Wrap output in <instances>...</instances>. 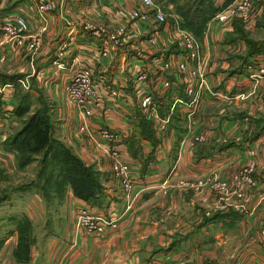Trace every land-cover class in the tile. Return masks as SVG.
Instances as JSON below:
<instances>
[{
  "label": "crops",
  "instance_id": "0c3cea01",
  "mask_svg": "<svg viewBox=\"0 0 264 264\" xmlns=\"http://www.w3.org/2000/svg\"><path fill=\"white\" fill-rule=\"evenodd\" d=\"M49 1L53 9L39 12L35 0H0V25L18 15L27 23V33L40 40L31 54L7 41L0 30V72L30 75L27 93L50 102L53 134L72 145L83 162H93L102 173V189L93 202L66 189L62 205L54 209L36 192L28 199L19 195L21 202L11 201L12 196L0 199V264H165L178 259L190 264H264V246L257 238L264 227V77L254 75L255 58L264 61V52L255 53L264 49V0H249L247 19L234 15L223 22L212 17L206 21L199 41L205 83L191 105L173 104L175 98H187L184 85L159 66L176 52L166 44L173 21L180 19L169 0H154L166 14L159 23L152 18L125 20L124 10H145L139 0ZM236 1L212 4L217 12ZM86 24L106 30L123 25L127 39L117 46L106 41L107 56L96 57L91 50L105 40L84 29ZM153 32L159 42L151 46L147 39ZM73 56L93 64L95 75L119 90L116 98L103 94L88 117L64 91ZM59 62L60 68L55 66ZM138 69L145 72L158 113L168 115L161 134L136 107L131 90ZM162 74L170 82L167 91H161ZM14 105V91L0 100V126L4 118L10 126L0 133L2 139L16 125ZM138 114L150 124L153 145L137 133ZM80 124L85 130H78ZM103 128L122 136L117 149L136 185L134 203L127 210L109 173L108 158L96 146L107 145L99 137ZM250 163L244 173L250 182L239 187L238 199L230 192L235 191L231 176ZM219 181L226 183V195L211 188ZM82 206L114 218L116 228L102 235L76 229L75 213ZM22 217L31 224L32 243L28 259L16 261L11 253L15 225Z\"/></svg>",
  "mask_w": 264,
  "mask_h": 264
},
{
  "label": "built area",
  "instance_id": "2783aa9c",
  "mask_svg": "<svg viewBox=\"0 0 264 264\" xmlns=\"http://www.w3.org/2000/svg\"><path fill=\"white\" fill-rule=\"evenodd\" d=\"M139 1L152 12L151 15L154 22L159 23L165 21L166 14L161 9L160 4L156 3L154 0ZM35 2L36 9L39 12H47L53 9V4L49 0H35ZM250 12L251 3L249 0H237L234 4L226 6L214 13L212 19L223 22L234 15L242 19H247ZM123 16L129 23L143 22L148 18L147 14L141 13L135 8L124 10ZM174 24L166 40L171 38L172 40L168 41L176 42V52L169 53L159 66L161 71H172L175 76H179L184 85L183 91L187 98H175L173 104L181 103L191 105L195 104L205 83L203 63L200 59V44L189 31L179 28L176 21ZM83 28L87 29V31L94 36H102L105 40H102V44L99 47L91 50V52L97 55L96 57L102 58L107 56L108 49L106 41L117 46L127 39L126 29L123 25H119L112 30L94 27L89 24L83 25ZM0 30L2 35L8 40L13 41L14 45L22 47L27 53H34L40 45L39 37L27 33V23L18 15L2 21ZM147 40L151 46H154L157 42V34L155 32L152 33ZM61 55V52L57 54L58 57H61ZM71 60L74 67L65 84L64 91L69 101L79 109L80 113L84 117H88L91 115L93 108L100 104L103 94L109 98H116L119 94V90L118 88L106 85L99 76L95 75L93 64L83 63L77 56H73ZM55 66L60 68L63 64L59 62L55 63ZM254 67L256 70L254 75L256 77H264L263 57L255 58ZM160 81L161 91H167L170 82L165 74H162ZM20 82L22 81L20 80ZM13 89L11 83L0 85V100L9 98L13 93ZM131 91L134 95L135 104L139 113L152 123L156 134H161L168 123V115L161 116L158 113L156 101L152 96V91L148 86L146 75L143 70H137ZM78 130H85L84 125L80 124ZM99 137L104 140V143L106 142L107 145L103 147L104 144L101 145L100 143H96V146H101L102 151L108 158L109 173L116 186L122 192L124 209H130L136 196L132 194L134 192L133 187L136 185L130 175L129 164L122 159L117 149V143L121 144L122 136H118L115 132L103 128L99 130ZM251 166L250 163L248 168L242 169L236 174L242 179H245V181L250 182L249 179L246 180L244 173L248 172ZM236 195L238 197L241 196L239 192H237ZM74 227L83 230L87 234L102 235L105 231L116 228V220L107 215L95 214L93 211H90L89 208L82 206L76 210ZM257 238L262 246H264V227L257 231ZM165 264H188V261L178 259Z\"/></svg>",
  "mask_w": 264,
  "mask_h": 264
},
{
  "label": "trees",
  "instance_id": "16d2710c",
  "mask_svg": "<svg viewBox=\"0 0 264 264\" xmlns=\"http://www.w3.org/2000/svg\"><path fill=\"white\" fill-rule=\"evenodd\" d=\"M169 1L173 5V11L180 17L178 26L189 31L197 41H200L206 21L217 10L212 4V0ZM260 52H264V49L255 50V53ZM13 81L14 79L10 77L6 81H0V84ZM28 99L29 93H24L18 99H15L11 115L19 122V126L8 133L1 141L2 150L14 154L20 165H26L37 157L45 160L53 151L55 155H59L56 162H59L60 165L59 170L62 175L63 188L65 187V190L69 189L74 197L85 202L95 201L101 194L102 185L100 180L102 174L86 167L52 137L50 121L44 110L35 109L28 113L30 107ZM160 115L163 116L161 111ZM136 128L139 137L149 140L152 145L154 144L150 124L139 114L137 115ZM15 231L16 242L12 255L16 261H26L32 243L28 220L24 217L19 219L15 225Z\"/></svg>",
  "mask_w": 264,
  "mask_h": 264
},
{
  "label": "rangeland",
  "instance_id": "374dc122",
  "mask_svg": "<svg viewBox=\"0 0 264 264\" xmlns=\"http://www.w3.org/2000/svg\"><path fill=\"white\" fill-rule=\"evenodd\" d=\"M135 9H137V8H135ZM137 10L140 11L141 13L147 14V17H148L147 20L149 18H152L151 17L152 12L149 10V8L145 7V10H140V9H137ZM168 19L170 21H172L174 18L168 17ZM146 21H143V22H146ZM173 22H175V20ZM176 22L178 23V21H176ZM139 23H141V22H139ZM173 25H175V24H173ZM116 27H114V28H116ZM179 28H181V27H179ZM154 31H157V30H154ZM168 34H167V36H168ZM5 39L14 45L13 41L8 40L6 37H5ZM168 40H172V39L169 38ZM168 40L166 41L167 46L168 47H174L176 42H170ZM157 42H159V40ZM14 46H16V45H14ZM16 47L22 49V47H20V46H16ZM2 60H3V56H2V53L0 52V62ZM2 76H4V77H2ZM10 77H11V79H14L13 82H9V83H11V86L14 88L13 91H14L15 99H18L22 94L28 92L27 89L30 86V82H29L30 75L29 76L25 75L23 77V75H21L19 73V71L16 73L0 72V81H6V80L10 79ZM20 80L22 82H20ZM3 84H5V83H3ZM0 85H2V84H0ZM28 101H29L28 103L30 106L28 113H31L35 109L44 110L46 115L48 116V119L50 121V125L52 128L53 124H52V121L50 120V109H52V107H51L50 102L48 100H44L43 98L39 97L38 95L36 97H32V95H29ZM0 119L2 120L3 117L0 116ZM4 119H5V121L4 122L2 121L3 125L0 126V133H2L3 131L7 132L10 129V126L6 120L7 118H4ZM12 120L13 119H11V121ZM18 126H19V122L16 121V125L12 126V129L10 132L14 131ZM51 132H52V137L62 147L66 148L70 154H72L76 158H78L86 167H90L92 170L97 171L100 174H102L100 172V170H98L96 168V166H94L93 162H86V163L83 162L75 153L73 146L68 144L64 140L59 139L56 136V134L54 135L53 129H51ZM2 140L3 139L0 137V145H1ZM201 140H202V137L197 138V141H201ZM50 154L51 155H49L47 158H45V160L41 159L40 157H37L32 162H30L26 165H20V164H18V162L16 160V156L14 154L6 153L5 151L2 150V148L0 146V199L3 200V198L5 196H12L11 201L15 200L17 202H21V200H23V199L20 200L19 195L25 196L28 199L29 193L36 192L43 199V202L46 205V207H48L50 209H54L57 207L59 208L62 205V201L64 199V195H65L66 190H65V187L63 188L62 175H61V172L59 170L60 165L58 164L59 162H56L57 157H59V155L58 154L55 155V153L53 151L50 152ZM54 156L56 157L55 160H54ZM251 165H253V164H251ZM231 180H233V182L235 183L234 186H232L233 189H235V191L234 192L230 191L231 195L240 199L241 196L238 197L236 194H237V192H239V194H241V191H239V187L243 183H247V181H245V179H242L241 177H239L236 173L231 176ZM211 188L215 189L217 191H221L220 193H223L224 195H226L228 193V188H227V185L224 181L223 182L222 181L215 182ZM23 192H25V193H23ZM14 196H16V197H14ZM17 198H19V199H17ZM13 204L18 205V203L15 204V202ZM31 204L34 205L33 203H31ZM1 205H3V203H1V200H0V206ZM2 211H4L3 208L0 211V216L3 215ZM28 223H29L30 231L32 232L31 224L29 221H28ZM15 242H16V238H15ZM12 257H13V255H12ZM188 264H190V263L188 262Z\"/></svg>",
  "mask_w": 264,
  "mask_h": 264
}]
</instances>
